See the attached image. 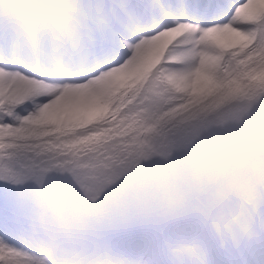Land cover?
<instances>
[{
    "label": "rangeland",
    "instance_id": "374dc122",
    "mask_svg": "<svg viewBox=\"0 0 264 264\" xmlns=\"http://www.w3.org/2000/svg\"><path fill=\"white\" fill-rule=\"evenodd\" d=\"M29 2L0 0L14 6ZM245 2L237 0L233 4L235 9H226L217 17L219 22L207 28L169 17L131 24L130 32L122 30L126 34L122 37L129 41V51H119L120 41H112L105 35L95 38L100 43H97L99 57H86L85 65L99 70L90 75L118 66L119 71L136 68L138 72L132 82L129 78L121 82L118 88L121 94L117 93L113 99L114 108L108 116L99 113V117L97 113L93 118L67 121L63 115V123L50 117L31 121L26 112L36 106L33 102L25 104L30 98L19 100L17 95H0V182L20 188L25 196L46 189L54 197L51 205L42 202L40 196L34 197L37 206H29L23 200L26 212L18 230L7 235L0 233V240L11 246V254L7 257L0 254V259L6 260V264H107L109 256L103 247L106 231L103 218L108 212L105 209L127 200L152 197L154 190L158 192L155 196L170 197L188 185L208 184L240 200L260 196L264 189V117H259L264 114V78H261L264 77V6L251 13L247 12V6L240 8H246L242 12L239 9L248 22L240 35L231 26H220L225 15L232 14ZM13 17L23 23L18 12L14 11ZM185 26H194L196 33L214 28L213 36L202 40L199 57L193 54L194 43L182 32L181 36L168 39L159 60L143 64L133 55L142 40L148 41L155 33L171 27L183 31ZM39 42V34L33 32L14 58L0 55V67L6 56L19 65L20 70L12 71L46 83L47 87L58 86L49 77V69L40 62L41 57L48 59ZM64 43L71 48L63 61V75H69L77 48L84 45L61 35L54 41V46L59 48L55 50L59 60L58 52ZM95 44L89 45L93 48ZM102 44L106 46L105 52L101 50ZM104 61L107 67L102 68ZM39 70L47 71L48 75L37 77L34 72ZM219 77L227 78L223 82L226 90L233 84L235 91L238 90L233 93L238 95L206 96L202 107H193L188 102L185 93L197 99L200 93L208 95L224 87L223 83L218 84ZM80 84L82 80L77 79L76 85ZM244 105L249 110L246 118ZM248 118L261 125L260 132L254 126L249 127ZM233 126L242 127L245 132L237 135V142L226 144ZM213 141L222 145L223 151L212 160L209 150L208 153L199 150ZM60 208L71 215L56 218L55 212Z\"/></svg>",
    "mask_w": 264,
    "mask_h": 264
},
{
    "label": "snow or ice",
    "instance_id": "6c2138e0",
    "mask_svg": "<svg viewBox=\"0 0 264 264\" xmlns=\"http://www.w3.org/2000/svg\"><path fill=\"white\" fill-rule=\"evenodd\" d=\"M237 0H30L0 3V55L10 59L33 32L45 43L61 35L88 42L114 38L131 24L163 17L207 28ZM242 2V0H241ZM23 23H18L13 12ZM26 206L0 185V233H15ZM107 264H264V189L250 200L212 185H188L170 197L127 200L104 216ZM0 254L11 246L0 240ZM0 264L6 260L0 259Z\"/></svg>",
    "mask_w": 264,
    "mask_h": 264
},
{
    "label": "bare ground",
    "instance_id": "6f19581e",
    "mask_svg": "<svg viewBox=\"0 0 264 264\" xmlns=\"http://www.w3.org/2000/svg\"><path fill=\"white\" fill-rule=\"evenodd\" d=\"M245 6H247V9H248L247 12L251 13V11H253L255 8H258V7L263 8L264 0H246V2L243 5H240L239 7H237V10L235 12H233L232 14L229 13L230 15H225V22L220 26H223V25L224 26L225 25L231 26L233 28V32L236 33L237 35H240L244 30L245 24L248 23L247 18L243 17L240 14L242 12V10L246 9L245 8V9L241 10L240 8H244ZM231 8H234V7L232 6L229 9H231ZM239 9L241 10V12H239ZM170 19H172V18H170ZM220 26H218L217 28H219ZM129 27H131V26H128L126 29L129 30ZM135 27H137V26H135ZM171 29L170 30L167 29L165 31H162L161 33L160 32L155 33L150 39H148V41L142 40L140 43H138L136 45V50L135 51L133 50L134 51L133 55H135L136 57H139L140 62L143 64L150 61V60H154V59L157 60L158 57L160 56V54L163 52V49L165 48V44L167 43L168 39H173L174 37L179 35L180 32H182V34L184 36L189 38L191 40V42L194 43V49H193L194 53L193 54L198 56V53L200 52V44H201L202 40L204 39V41H205V38H208L209 36H213V34H214V28H211L210 32L206 31L205 33L199 32V31L196 33L194 30V26H188V27L185 26L183 31L177 30L176 28H173V27H171ZM133 30H135V29H133ZM129 32H130V30H129ZM124 34H125L124 31H120L119 33H117L115 35L114 38H110L112 41H120L118 43V47H117V49L119 51L122 49L128 50L129 41L126 40V38L122 37V36H124ZM102 35H104V34H102ZM180 36H181V34H180ZM128 37L131 38L132 33H130V35H128ZM183 39H185V38H183ZM94 42L96 44L92 48L91 45H89V44H92ZM97 43L98 42L95 39L88 41V42H83L84 48H77L78 50H77L76 56H75L76 59H75L73 66H72L73 70H71L70 74L68 73L69 75H65V74L63 75V72L65 70V68L63 66V61L65 58V55L67 54L68 51L71 50V48L69 47L68 44L64 43L61 46V51L58 52V54H61V58L59 60L58 55L55 54V50L58 47L54 46V41L45 43L41 40V42H39V44L44 48V54L46 55L48 60L43 59L41 57L40 62H42L44 65H46V67L49 69L48 70L49 74H50L49 77H51L56 82L61 84V85L57 84L58 86L55 85V87H52V88L47 87L45 85L46 83L43 84V83H40L37 81H33L29 78L24 77L23 74H21L19 72L17 73V72L12 71L14 69H19V65L17 62L9 60V58L7 59V57L5 56L6 59L3 60L2 66L0 67V95L1 96H5L7 94L12 95V96L17 95L19 100L30 98L28 101H25V104H29V103L33 102L34 103L33 105L36 106V109L31 108L32 111L26 112L27 118L30 119L31 121L44 120V119H48L50 117L56 122L61 121L63 123V120H61L63 115H65V117L67 118V121L69 119H76L77 120L79 118L80 119L88 118V117H91L97 113H98V116H99V113H101L102 116L106 115L109 112V110H111V108L113 107L112 106L113 99L117 96V93H120V91L118 92V88L120 86H122V85H120L121 82L125 79H128V78L130 80L132 78L136 79L137 76L134 77L133 75H135V73L137 71L135 72L136 68L130 70L131 68L129 67V65H127L130 68L128 71L126 69L125 70L121 69V71H122L121 72L118 70V68H119V66H118V67H115V69L106 70V72H104V73L99 72L98 74H91L90 75L89 73H93V72L95 73L96 70H99V68L94 69L90 64L85 65L86 57L89 59L94 58L96 56L99 57L98 56ZM55 44H57V43H55ZM98 44H100V43H98ZM167 45H168V43H167ZM102 47L103 48L101 50H103L105 52L104 49L106 46L102 44ZM125 47H126V49H125ZM169 47L170 46H168V48ZM174 48L175 47H173V49ZM87 50H89L88 53H86ZM63 51H65V53H63ZM190 51H191V49H190ZM165 52H167V51H165ZM124 53H125V51H124ZM125 54H127V53H125ZM130 54H132V53H130ZM136 57H135V59H136ZM115 58H117V57L115 56ZM159 59H161V56ZM188 59H193V58L188 57ZM194 59H196V57ZM165 60H166V57H165ZM253 60L258 61V59H255V57L253 58ZM131 61H133V60H131ZM125 62H126V64H128V61H125ZM259 63H261V61ZM106 64H107L106 61L102 62L101 67L102 68L107 67ZM126 64H123L125 68H127ZM64 65L67 66V64H64ZM123 65H121V66H123ZM259 65H261V64H259ZM263 67H264V64H263ZM42 68H44V67H42ZM263 70H264V68H263ZM22 71H25V69H23ZM67 71L68 70H66V72ZM84 71H86V72H84ZM46 72L47 71L42 72L39 70V71H35L34 75H36L37 77L38 76L39 77H42V76L45 77V75L46 76L48 75ZM262 72L263 71H261V74H262ZM261 78H264V77H261ZM77 79L82 80V84L76 85ZM135 79H132V80H135ZM226 79L227 78H225V77H219L218 84L222 85V83L224 81H226ZM132 80L131 81L128 80V81L132 82ZM227 81H229V80H227ZM230 81H232V80H230ZM258 81H259V79H258ZM259 82H261V80ZM131 84H130V86H131ZM229 84H230V82H229ZM220 85H218V86L220 87ZM235 85L237 86V84H235ZM230 86H231V88L228 87V89L226 90V84H224V87L223 86L222 87L225 89H223L221 87V88H219L220 89L219 91H215L213 93H208V95H205L206 93H203V94L200 93L201 96L197 99L193 98L192 97L193 95L190 93H185V94H186V97L188 98V102L193 107H196V106L202 107L203 101H204L206 96L208 97L210 95H212V96L215 95L216 97H212V98H219V97H223V96H229L230 94H235V93H233L235 91V86L233 84ZM249 89H251V88H249ZM222 90H225L224 93H220ZM236 91H238V90H236ZM122 93H123V91H122ZM219 93H220V95H219ZM232 96H234V95H232ZM60 110H63V112H61ZM113 111H111V112H113ZM112 114H114V113H112ZM106 116H108V115H106ZM93 117H91V118H93ZM46 121H48V120H46ZM70 121H72V120H70Z\"/></svg>",
    "mask_w": 264,
    "mask_h": 264
},
{
    "label": "trees",
    "instance_id": "16d2710c",
    "mask_svg": "<svg viewBox=\"0 0 264 264\" xmlns=\"http://www.w3.org/2000/svg\"><path fill=\"white\" fill-rule=\"evenodd\" d=\"M247 112H248V108H247V106H245L244 109H243V114L246 115ZM248 121H249L250 124L253 123V120H251V119H248ZM243 130H244V129H242V128L234 127V129L232 130V133H231V135H230V140L234 139V136H236L237 133H242ZM211 148H213L212 151H211L212 156H216V155H218L219 150H220V147H218L217 145H214V144H213V145L211 146ZM2 184H3V183L0 182V185H2ZM15 190L21 194L22 199L26 200V203H27V204H30V203H31L30 201L34 199V198H33V195L29 196L28 199H25V194L22 192V190H21L20 188H15ZM154 193H156V192H154ZM45 194H47L46 191H42V190H40V191L37 192V194L34 195V197H38V196L41 197V196H43V195H45ZM50 199H51L50 197H48V196L46 197V201H49ZM33 201H34V200H33ZM30 205H31V204H30ZM110 209H111V208L108 207V208H106L105 210H106V211H109ZM60 214H62V213H60Z\"/></svg>",
    "mask_w": 264,
    "mask_h": 264
}]
</instances>
